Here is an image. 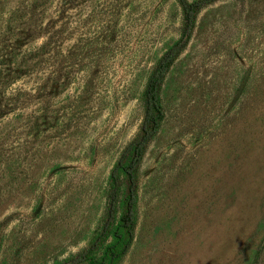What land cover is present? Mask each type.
Wrapping results in <instances>:
<instances>
[{"label":"rangeland","instance_id":"1","mask_svg":"<svg viewBox=\"0 0 264 264\" xmlns=\"http://www.w3.org/2000/svg\"><path fill=\"white\" fill-rule=\"evenodd\" d=\"M81 1L68 42L101 35L91 101L40 142L39 168H0L37 177L23 200L0 199V219L13 214L0 264H61L89 243L108 171L138 131L146 76L181 35L173 0ZM159 95L164 116L137 169L133 238L117 264H264V0L202 8Z\"/></svg>","mask_w":264,"mask_h":264},{"label":"trees","instance_id":"2","mask_svg":"<svg viewBox=\"0 0 264 264\" xmlns=\"http://www.w3.org/2000/svg\"><path fill=\"white\" fill-rule=\"evenodd\" d=\"M107 1L82 0L78 6L83 9L86 5L100 6ZM173 1L180 9L181 35L164 48L146 76L140 94L142 114L138 131L121 147L108 171L99 229L85 247L71 254L63 263L117 264L131 244L135 226L137 169L164 116L160 86L185 46L195 26L197 13L219 0ZM73 8V0H0L2 169L39 168V145L43 144L40 142L48 137L47 133L57 130L55 125L59 118L71 110L74 112L77 105L91 101V87L96 84L93 76L96 73L92 75V69L100 66L98 50L101 43L98 38L101 35L97 31V38L89 40L82 31L78 41L69 44ZM99 13L104 15L103 11ZM84 25L83 22L81 27ZM116 32L108 28L105 43L111 42ZM74 85L80 89L75 98L68 91L75 88ZM60 94H63L62 98ZM59 109L61 114H58ZM22 173L17 171L7 177L0 175V199L14 197L21 201L28 196L37 177ZM11 215L0 219V244L8 236L1 226L11 221ZM15 225L9 231L10 238L15 236ZM13 256L18 261L19 251Z\"/></svg>","mask_w":264,"mask_h":264},{"label":"water","instance_id":"3","mask_svg":"<svg viewBox=\"0 0 264 264\" xmlns=\"http://www.w3.org/2000/svg\"><path fill=\"white\" fill-rule=\"evenodd\" d=\"M61 264H68V263H61Z\"/></svg>","mask_w":264,"mask_h":264}]
</instances>
